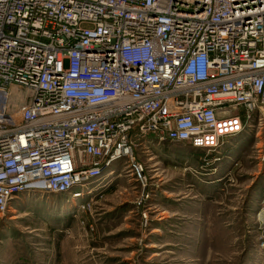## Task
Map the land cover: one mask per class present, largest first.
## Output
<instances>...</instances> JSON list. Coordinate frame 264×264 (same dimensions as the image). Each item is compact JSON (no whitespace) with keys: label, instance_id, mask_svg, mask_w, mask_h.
I'll use <instances>...</instances> for the list:
<instances>
[{"label":"built area","instance_id":"built-area-1","mask_svg":"<svg viewBox=\"0 0 264 264\" xmlns=\"http://www.w3.org/2000/svg\"><path fill=\"white\" fill-rule=\"evenodd\" d=\"M263 109L264 0H0L1 214L120 161L145 186L139 137L215 151Z\"/></svg>","mask_w":264,"mask_h":264},{"label":"rangeland","instance_id":"rangeland-1","mask_svg":"<svg viewBox=\"0 0 264 264\" xmlns=\"http://www.w3.org/2000/svg\"><path fill=\"white\" fill-rule=\"evenodd\" d=\"M4 93L9 109L26 101L15 85ZM240 114L241 135L215 151L139 137L145 186L122 161L73 204L15 194L0 213V264H264V109Z\"/></svg>","mask_w":264,"mask_h":264},{"label":"bare ground","instance_id":"bare-ground-1","mask_svg":"<svg viewBox=\"0 0 264 264\" xmlns=\"http://www.w3.org/2000/svg\"><path fill=\"white\" fill-rule=\"evenodd\" d=\"M17 90L14 89L13 93H17L15 92ZM19 91V90H18ZM12 93V90L10 89V97L15 100L18 101V99L14 98V94ZM242 131V130H240ZM236 132V133H232L229 136H239L241 135V132ZM228 137V136H227ZM159 142H164V141H159ZM225 146V143H220L217 149H220ZM121 162V161H120ZM118 165V163L116 164ZM118 168V166L114 167V168H110L108 170H106L103 173L98 174L96 177H94L93 179L86 181L84 183L81 184H76L73 187L65 190L64 192H50V191H44V190H34V189H29V190H24L21 191L20 193H24V194H29V193H33V192H45V193H52V194H61L63 193L64 195H66L67 199L69 198L70 202H72L71 204L74 203L75 198L78 197H82L83 195H90L93 196L94 192H96L99 188H100V181L104 180L105 178H113L115 175V170ZM33 195V194H32ZM70 197H72V199H70ZM16 205V204H15Z\"/></svg>","mask_w":264,"mask_h":264}]
</instances>
